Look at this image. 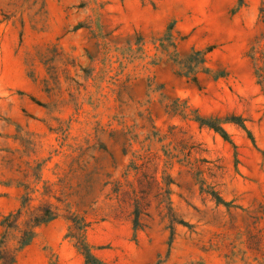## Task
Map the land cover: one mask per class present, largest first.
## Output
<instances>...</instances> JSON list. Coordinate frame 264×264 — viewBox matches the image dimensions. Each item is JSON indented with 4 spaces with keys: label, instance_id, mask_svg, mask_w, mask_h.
<instances>
[{
    "label": "rangeland",
    "instance_id": "1",
    "mask_svg": "<svg viewBox=\"0 0 264 264\" xmlns=\"http://www.w3.org/2000/svg\"><path fill=\"white\" fill-rule=\"evenodd\" d=\"M260 4L0 0L6 263L51 210L16 264H84L82 219L105 264H264ZM231 115L254 141L195 121Z\"/></svg>",
    "mask_w": 264,
    "mask_h": 264
},
{
    "label": "trees",
    "instance_id": "2",
    "mask_svg": "<svg viewBox=\"0 0 264 264\" xmlns=\"http://www.w3.org/2000/svg\"><path fill=\"white\" fill-rule=\"evenodd\" d=\"M244 3L245 0H239V8L242 7ZM259 12L262 18V22L264 23V0H261ZM194 81L197 82V79L194 78ZM259 84L261 85L264 94V80L261 79L259 81ZM195 121L200 125V127H207L209 129H212L215 132L219 133L225 140L228 141H231L230 136L228 135L224 126L226 124L237 125L249 135L252 141H254L252 134L246 125V119H244L242 116L231 115L225 118L197 116L195 118ZM30 201H31L30 194L26 191L22 197L21 208L17 211V213L16 214L11 213L5 216L1 222V226L4 229V232L1 234L2 240H0V261L2 262V264H16L17 254L20 253L22 250H24L33 242V240L37 235L36 229L54 221L57 218V215L55 213H53L51 210H48L45 214H41L40 216H37L34 221L28 222L25 229L19 230L21 232V236L18 240L19 245L16 248L15 254L10 258L8 263H6L7 258L5 256L4 248L6 246L7 236L10 230L14 228L17 230L20 229L17 225V221H19L22 215V210L27 205H29ZM73 223H75L76 226L77 221L73 220ZM138 223L139 222L136 219L135 230L138 228ZM88 227L89 224L86 223L85 220L83 219H82V224L77 228L75 227L76 231H78L77 233L78 236H71V237L73 238L79 237L80 240L75 244L74 247L84 257V264H105L104 261L95 254L94 247L91 244H89V242L87 241L86 231Z\"/></svg>",
    "mask_w": 264,
    "mask_h": 264
}]
</instances>
